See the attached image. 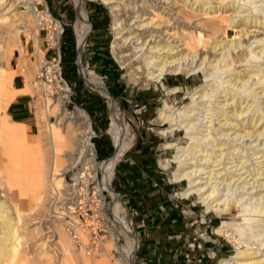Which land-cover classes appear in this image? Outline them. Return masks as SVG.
Here are the masks:
<instances>
[{
	"label": "bare ground",
	"instance_id": "bare-ground-1",
	"mask_svg": "<svg viewBox=\"0 0 264 264\" xmlns=\"http://www.w3.org/2000/svg\"><path fill=\"white\" fill-rule=\"evenodd\" d=\"M100 1L112 12L113 39L110 52L134 83L147 87L152 82H160L167 74L184 73L189 77L202 73L201 82L185 91L184 97L188 100L184 104L176 107L172 103H166L156 111L155 123L163 127L166 123L170 124L167 130H163V134H173L177 129L183 131V137L187 139L183 145L174 142L163 144L164 150L174 149L173 156L168 158L163 154L158 162L162 168L168 167L170 163L174 164L171 180L186 181L184 187L176 192L177 196L184 199L195 196L204 213L212 212L222 217L230 215L232 207L239 210L231 220L222 218L216 227V232L229 239L235 248V253L220 258L217 264H264V253H261L264 250V107L261 106L264 101H259V98L264 99V32L262 37L257 38L254 34L251 36V31L248 30L257 27L264 31V13L254 15L260 10L264 12V8L258 10L255 7L251 10L248 7L244 10L247 14L242 16L243 11L240 10L239 3L240 1L243 4L251 3L250 0L236 2L216 0L217 5L204 0H165L168 4L181 3L184 7L203 11L210 19L206 26L207 31L214 36V41L210 45L205 39V37L208 39L209 35L203 34L198 36L192 34L181 45L177 43L174 45L168 38L161 39L159 36L156 38L151 33L145 35L146 33L130 25L132 18L126 16L128 12L126 6L133 3L132 0ZM149 1L155 8L161 2ZM18 2L23 5L29 3L28 0ZM83 2L75 0L77 20L80 24L76 31L74 30L78 48L84 44L88 32L86 17H81L84 12ZM121 2L127 3L123 6ZM194 4L196 6L193 7ZM27 7L30 6H26V9ZM229 10L232 11V15L227 17L224 14ZM159 15L160 13H157L155 16ZM1 16L0 22L4 19ZM235 17H239L236 22ZM153 21L137 25L138 27L154 25ZM166 22L169 23L170 19ZM229 28L234 30L232 36L220 39V35H228ZM253 43L256 45L252 47ZM180 46L183 48L178 50ZM208 46L209 51L206 50ZM235 49L238 51L233 54ZM14 50L8 46L0 55L2 264L23 262L26 259L25 255L20 257L21 247L25 244V235L20 230L24 223L23 211L35 207L37 202L39 207L43 206L48 198L56 203L74 198L83 192L85 194L86 189L77 190V185L81 183L86 186L95 174H100L105 187L109 188L113 168L126 151L128 140L131 139L128 127L120 126L117 111L114 109L115 101L109 96L111 106L109 132L114 153L106 160L94 159L86 132H71L68 136L63 133L60 125L67 117L61 103L52 106L47 99L45 106L37 104L33 131L21 129L20 122L13 120L4 112L10 100L8 84L15 74L21 72L20 69L9 65ZM182 51L186 52L183 54ZM217 51L219 52L216 53ZM24 55L22 53L21 57L26 61ZM92 85L99 91L106 92L101 83L93 82ZM180 89L179 86H173L168 92L173 94ZM20 92L24 93L26 90L19 89L16 93ZM50 114L61 117L54 124L48 120ZM253 142L254 146L250 147ZM89 155L91 157L87 158ZM226 159L228 161H225ZM253 159L257 161L252 163ZM233 163L235 164L227 166ZM218 165L222 166L215 168ZM79 168H83L81 173H78ZM241 170L242 172L235 174ZM72 171L77 173L72 174ZM243 174L246 175L242 177ZM236 182L238 183L234 186ZM97 188L98 185L93 189L97 191ZM111 194L113 199L117 197ZM114 204L113 210L117 216L120 208L118 206L117 209L116 201ZM115 220L119 228L129 232L121 217H116ZM61 242L63 251L71 256V238L64 231ZM111 242L114 245V241ZM109 245L107 249L112 246ZM136 245L132 238L127 241L121 264H134L132 253ZM120 260L122 261V258ZM81 263L90 264V261L81 256Z\"/></svg>",
	"mask_w": 264,
	"mask_h": 264
},
{
	"label": "rangeland",
	"instance_id": "rangeland-1",
	"mask_svg": "<svg viewBox=\"0 0 264 264\" xmlns=\"http://www.w3.org/2000/svg\"><path fill=\"white\" fill-rule=\"evenodd\" d=\"M28 4L19 3L18 0H0V16L3 19L0 22V55L2 51H6L7 47L10 46L15 50L20 49L21 47V39L27 40L28 43H32L31 49H33V56L35 60L29 63L32 67L27 69L26 72L24 71V62L25 60L20 57V61L18 63V69H20V73L25 75V83L21 90H26L25 94H31L34 99V119L36 114V105L43 107L45 106V102L49 99V103L54 106L57 103H61L64 107V113H66L67 119L63 120L64 122L60 127L63 130V133L68 136L71 132L78 133L80 131L86 132L88 136L94 137L96 132L93 130L92 121L88 113L81 108L78 104L75 103L72 97V90L69 86H67L60 74V64H59V45L61 41V28H63V24H71L74 34L76 33L75 29L79 27V22L77 20V8L75 5V0H28ZM82 9L85 12L81 14V17H86L87 25H88V32L85 38L84 44L77 48V63L79 66V74L83 79L84 86L87 90H89L92 94L97 95L101 99V103L103 104L104 115L108 118V125L107 128L103 132V136L107 137L109 142L111 143V147L113 146L112 136L109 132V126L111 122V106L109 102V97L113 99L114 102V109L117 111V115L120 120L121 127H128L129 135L131 139L128 140L126 151H124L123 155L119 158L117 163L114 166L113 170V178L115 175V167L116 165H121L126 163L125 158L128 152H132L138 146L139 141H143L145 136L149 135L151 138L154 139L153 143H150L149 146L155 148L153 153L155 154L153 157L155 165L158 167L159 174L163 178V181L170 182L171 186L173 187V194H176L179 190H181L186 181L181 182H174L171 180L172 171L174 169V164L170 163L168 167L162 168L159 165V159L164 156L171 158L173 156L174 149H162V145L166 142H174L177 145H183L187 142V139L183 137V131H179L177 129L174 130L173 134L165 135L163 134V130H167L169 128V123L164 124L163 126H159L155 123L154 118L156 116L157 109L166 104L172 103L176 107L181 106L184 104L188 99L184 97L185 91L187 89H192L194 86L198 85L203 76L202 73H198L196 75H191L189 77L185 76L184 73L178 75L167 74L161 80L160 83H151L149 86L144 87L139 84L133 82V80L128 76L125 69H123L120 64L113 58L110 52V45L113 39V30H112V12L108 8V6L100 0H83ZM136 3H135V2ZM144 1V0H143ZM132 0L128 8L127 17L132 18L130 25H133V28H137L140 32L148 34H153L156 38L159 36L161 39L168 38L172 44L181 45L185 40H187L188 36L190 35H209L207 40L208 44L210 45L213 40V34L207 31L208 28L206 26L209 24L210 19L209 16L203 14V11L193 10L190 7H184L181 3L173 4L170 2L168 4L165 0H160L161 2L159 5L152 6L149 4V0ZM209 1L212 5H217L216 0H204ZM226 1H233V0H226ZM235 2L237 0H234ZM251 3L246 2L243 4L240 1V10L241 15H246L247 13L244 11L246 8H253L262 9L264 8V2L261 0H250ZM166 2V3H165ZM121 2V5L125 6V3ZM146 3V4H145ZM92 4H100L103 6L109 18L107 21L101 17L91 16L89 12V7ZM148 4V5H147ZM137 5V6H136ZM169 7L171 5L172 7ZM26 6H30L27 7ZM196 6L195 4L193 7ZM207 6V5H206ZM171 8V9H170ZM28 11H26V10ZM164 9V10H163ZM154 10V11H153ZM170 11V12H169ZM256 13H264L261 12ZM69 12H71V16L69 17ZM154 12V13H153ZM216 12V11H215ZM157 13H160L159 17L155 16ZM163 13V15H161ZM184 13V14H183ZM225 16H231L232 11L229 10L225 14ZM235 15V14H233ZM162 16V17H161ZM26 19V20H25ZM134 19V21H133ZM170 19V22L167 23ZM239 19V17H235V22ZM77 20V21H76ZM137 20V21H136ZM150 20H154V25L148 24L145 27L139 26V24L147 23ZM160 20V21H159ZM140 21V22H139ZM157 22V23H156ZM161 22V23H160ZM135 23V24H134ZM160 23V26L157 27V24ZM96 24V25H95ZM138 24V25H137ZM131 25V26H132ZM95 26V31L102 34L104 37H107L109 40L108 43V50L109 55L112 58L113 62L116 64L115 67L109 72H103L101 68V64L97 60L94 59V51L93 47L95 46V34L92 32L91 37H88ZM148 27V28H147ZM10 29V30H9ZM154 29V30H153ZM9 30V31H8ZM75 30V31H74ZM153 30V32H151ZM159 30L160 32H157ZM251 31V36H257V38L263 36V30L257 29V27H251L248 29ZM8 31V32H7ZM138 31V32H139ZM146 31V32H145ZM41 33L42 37L45 38L46 47L50 46L51 50L54 52L51 55L47 54L46 50L41 45L39 40V34ZM234 33V30L228 29V35H220V39L223 37L227 38L231 34ZM76 35V34H75ZM98 35V40L100 39ZM232 36V35H231ZM224 38V40H225ZM76 40V38H75ZM254 39H251L253 41ZM16 42V43H14ZM18 42V43H17ZM102 42V40H101ZM16 44V45H15ZM131 45V43H130ZM256 43L252 44V47L255 46ZM102 46V45H101ZM183 46L178 48L181 49ZM239 49V48H238ZM39 50V52H38ZM209 51V46L206 48ZM238 50L235 49V54ZM186 51H182L184 54ZM217 51L216 53H218ZM233 52V51H232ZM181 55V54H180ZM211 55V54H210ZM213 57V54L211 58ZM17 59L12 56L9 60V65L14 64ZM244 68V67H239ZM111 75V77L109 75ZM41 77H37L40 76ZM1 77V76H0ZM13 80V79H12ZM93 82H99L104 85L106 92L99 91L94 85ZM173 86H180L181 89L175 93L168 92V89ZM9 87V94L10 100L6 104L8 106L9 102L15 97L17 90L14 88L12 81L8 84ZM13 90V91H12ZM127 90H134L138 94L141 92H146L149 98L150 105H144L143 103H134L131 100V97L128 96L125 92ZM258 91L260 89H257ZM12 91V92H11ZM15 91V93H14ZM21 93V92H20ZM108 98V99H107ZM264 101V99L259 98V101ZM37 105V106H38ZM7 106L4 108V112H6ZM264 107V103L261 104ZM110 107V108H109ZM264 110V108H263ZM73 116V117H72ZM61 116H55L50 114L48 116V120L56 123ZM149 118V119H147ZM46 120V121H48ZM264 121V120H263ZM19 126L21 129L28 131L29 127L25 122L19 121ZM45 123V122H44ZM127 125V126H126ZM259 126V125H258ZM67 128V129H66ZM67 130V131H66ZM68 132V133H67ZM232 132V129L230 130ZM147 134V135H146ZM142 136V138L140 137ZM100 138V137H99ZM92 141V140H91ZM259 141H257L258 143ZM254 146V142L250 145V147ZM251 152V151H250ZM114 153V146L112 147V151L109 156L105 158H95L97 161H101L103 159H108ZM90 156V155H89ZM91 157V156H90ZM88 158V156H87ZM239 160V159H238ZM225 161H228L227 159ZM257 160L253 159L251 162L255 163ZM249 162V163H251ZM219 163V162H217ZM248 163V164H249ZM228 164L227 166L234 165ZM222 165L215 166V168H220ZM212 168V167H209ZM233 170L235 167L232 168ZM204 172V171H203ZM242 172L236 171L235 174ZM246 174H243L244 177ZM205 176V174L203 175ZM60 177V176H59ZM248 179V178H247ZM215 180V179H213ZM262 180H259V182ZM251 182V181H250ZM236 182L234 186L237 184ZM256 185V183H254ZM97 186V185H96ZM94 186V187H96ZM112 186L113 180H112ZM250 186V185H247ZM93 187V188H94ZM221 187V186H220ZM83 188V187H82ZM79 190V189H77ZM84 193V192H83ZM122 194V193H121ZM247 195H245L246 197ZM179 200H183L186 202V207L190 208L196 214H201L203 212V207L197 201L195 196H191L188 200L180 198L177 196ZM2 199V197H1ZM122 201L125 200L123 194L121 197ZM58 203V204H57ZM61 203V202H60ZM62 204V203H61ZM128 205H126L127 207ZM60 208L59 202L54 203L52 200L48 198L45 201L43 206H38V202L35 203V207L28 209V211H23L24 216V223L21 226L20 230L24 236L25 244L21 247V255H25V260L22 262H14L10 264H82L81 263V256L87 258L90 261V264H121L123 263V258L125 256L123 250L125 245L122 246V250L119 251L122 253V261H111V253L110 250H113L114 245L110 241L108 244L105 245L107 249V245L111 246L107 249V253L101 252L96 253L95 255H86L85 253L79 252L73 244H72V252L71 256H68L67 253L63 251L61 236L65 229L61 222L60 217L57 214H62V211L58 210ZM41 209V210H40ZM204 213V212H203ZM239 213L238 209L232 207V212L230 215L218 217L212 212H208L207 216H212L217 219V223L214 225H218L222 218L231 220V218ZM216 216V217H215ZM127 220L132 218V225L131 228L136 235V216H131V214L127 210L126 215ZM214 230V228L212 229ZM66 235H68L65 232ZM137 236V235H136ZM69 237V235H68ZM27 238V239H26ZM228 244V248L230 249L226 255H230L235 253V248L232 242L229 241L226 237H222ZM26 239V240H25ZM138 243L136 238H132ZM110 253V256L108 257ZM264 253V250L261 251ZM224 256H218L215 261H218L220 258ZM214 261V262H215ZM216 263V262H215ZM214 263V264H215ZM2 264V263H0ZM134 264H138L136 261V255L134 258Z\"/></svg>",
	"mask_w": 264,
	"mask_h": 264
},
{
	"label": "crops",
	"instance_id": "crops-1",
	"mask_svg": "<svg viewBox=\"0 0 264 264\" xmlns=\"http://www.w3.org/2000/svg\"><path fill=\"white\" fill-rule=\"evenodd\" d=\"M89 12L97 19L101 17V11L95 4L89 7ZM94 34L96 40L93 48L97 49L93 50L95 53L93 60H97L101 64L103 72L106 70L110 72L114 66L103 54L104 50L101 46L103 36L97 31ZM98 35H100L99 40ZM39 40L47 54L51 55L54 51L50 46L46 47L45 38L41 33ZM20 41L23 51L14 50L13 56L17 60L14 64L11 63V66L18 69L17 64L23 53L26 59L24 62V71L26 72L32 67L29 63L35 60L33 49H31L33 44L23 39ZM24 83V74L14 75L12 84L16 90L23 88ZM84 88L86 89L85 86ZM86 91L91 107L95 109V117H91L92 122L98 124L100 117L105 116L103 104L97 95L87 89ZM137 98V103L150 105L146 92L139 94ZM6 113L13 120L25 122L29 131H33L34 99L31 94H16L9 102ZM98 131H95L96 135ZM140 137L142 138V136ZM153 141L151 136H145L143 141L138 142L137 148L127 153L126 163L121 164V175L125 178L122 191L124 201L129 207H134L137 210L135 223L138 239V248L135 253L137 263L214 264L216 262L215 264H217L218 261L215 259L218 256L226 255L230 250L227 242L222 238L224 236L216 232L217 225L215 227L214 225L217 223V219L207 216V213L203 212L197 215L196 212L186 207L185 201L179 200L172 193L173 187L170 182L163 181L158 167L154 163L155 154L153 151L155 148L149 146ZM213 228L214 230H212Z\"/></svg>",
	"mask_w": 264,
	"mask_h": 264
},
{
	"label": "built area",
	"instance_id": "built-area-1",
	"mask_svg": "<svg viewBox=\"0 0 264 264\" xmlns=\"http://www.w3.org/2000/svg\"><path fill=\"white\" fill-rule=\"evenodd\" d=\"M62 31L63 28H61L60 32ZM77 70L79 73L78 63ZM41 76L42 75L37 77ZM63 81L68 86L64 79ZM91 140L92 136H89L93 153L97 159L98 156L96 154L95 145ZM82 171L83 168H79L78 173H81ZM71 173L73 174L77 172L72 171ZM112 180L113 174L109 188H106L102 181V176L100 174H95L86 186H83L81 183L78 184L76 189L83 187L86 189V193L77 194L74 198L66 199L61 202L62 204L59 202L60 208L58 210L62 211V214L57 215L58 217H61L60 219L65 232L73 240L74 247L78 251H84L86 255L89 256L101 252L107 253L105 245L110 241H114L115 246L113 247V250H110L111 261H119L122 257V253L119 252L122 250V246L125 245L127 241H130L131 238L137 239V236L131 228L132 218H129V220L126 218L127 210L131 216H137V210L133 207H126L127 203L122 201L121 192L117 191L112 186ZM68 182L71 181L68 180ZM96 185H98L97 191L96 189H93ZM111 193L115 194L117 197L113 199ZM115 201L117 209L118 206L120 208V212L117 216H115L116 214L113 210ZM116 217H121L124 220L129 232H125L123 229L119 228V224L117 223V220H115ZM137 248L138 243L134 248L133 253L131 252L134 258Z\"/></svg>",
	"mask_w": 264,
	"mask_h": 264
},
{
	"label": "trees",
	"instance_id": "trees-1",
	"mask_svg": "<svg viewBox=\"0 0 264 264\" xmlns=\"http://www.w3.org/2000/svg\"><path fill=\"white\" fill-rule=\"evenodd\" d=\"M47 1L50 2V0H47ZM95 5L98 6L99 11H101V16H103V18L107 21L109 16L107 14L106 9L100 4H95ZM70 16H71V12H69V17ZM92 30L93 31L90 32L88 37H91L92 32H95L96 30L95 26L92 28ZM61 35L62 36H61V41L59 45V51H60L59 64H60L61 76L66 81L68 86L71 88L72 90L71 95L75 103L78 104L81 108H83L88 113V115L94 118L95 109L91 107L89 97H88V92L84 88L83 79L81 78L77 70L78 52L76 48L75 34L73 32L71 24L69 23L63 24V31ZM101 39H102L101 45L103 46V50H104L103 54L105 57H107V59H109L113 63V66L115 67L116 64L113 62L112 58L109 55V50H108L109 40L107 37H104V36ZM95 49L97 48H93L94 51ZM105 73H109L108 70H106ZM109 76L111 77V75ZM125 93L131 97V100L134 103H137L138 101L137 97L139 96L137 92H135L134 90H127ZM141 94H143V92H141ZM107 125H108L107 116H101L98 121V124L92 122L93 129L95 131L99 130L97 132V135L92 137V141L94 142L95 149H96V154L99 158H105L109 156L112 151V147H113V146L111 147V143L109 142L107 137L103 136V132L107 128ZM115 170L116 172L113 178V184H114L113 187L117 191H120L122 193L123 185L125 182V178L121 175L122 166L116 165Z\"/></svg>",
	"mask_w": 264,
	"mask_h": 264
}]
</instances>
